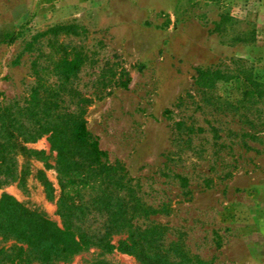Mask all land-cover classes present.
<instances>
[{
	"label": "rangeland",
	"instance_id": "1",
	"mask_svg": "<svg viewBox=\"0 0 264 264\" xmlns=\"http://www.w3.org/2000/svg\"><path fill=\"white\" fill-rule=\"evenodd\" d=\"M56 57L81 58L65 85L90 100L86 128L157 210L137 224L198 264H264V0H0V104L56 83ZM23 145L0 197L62 228L56 153L47 135ZM0 264L141 263L93 246L47 261L0 233Z\"/></svg>",
	"mask_w": 264,
	"mask_h": 264
},
{
	"label": "trees",
	"instance_id": "2",
	"mask_svg": "<svg viewBox=\"0 0 264 264\" xmlns=\"http://www.w3.org/2000/svg\"><path fill=\"white\" fill-rule=\"evenodd\" d=\"M81 61L80 57L73 61L54 58L56 83L51 85L38 74L22 105L0 104V185L17 178L18 152H34L23 143L47 135L56 153L54 165L61 187L57 212L62 219V228H58L3 194L0 233L15 237L47 261H67L73 254L93 246L132 254L141 264H198L178 244L163 247L165 225L153 221L144 226L136 223L157 210L140 200L123 165L119 161L110 163L97 139L87 130L85 106L90 100L65 85ZM205 74L199 71V76ZM66 95L77 98L75 109L64 106ZM85 190L89 197L84 200ZM93 211L103 217L102 232L97 234L83 227ZM115 235L119 237L113 244Z\"/></svg>",
	"mask_w": 264,
	"mask_h": 264
}]
</instances>
